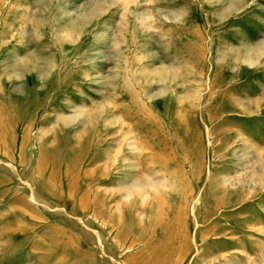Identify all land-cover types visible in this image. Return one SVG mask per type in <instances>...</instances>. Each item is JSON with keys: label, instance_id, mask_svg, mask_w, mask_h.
Masks as SVG:
<instances>
[{"label": "rangeland", "instance_id": "1", "mask_svg": "<svg viewBox=\"0 0 264 264\" xmlns=\"http://www.w3.org/2000/svg\"><path fill=\"white\" fill-rule=\"evenodd\" d=\"M0 264H264V0H0Z\"/></svg>", "mask_w": 264, "mask_h": 264}, {"label": "bare ground", "instance_id": "2", "mask_svg": "<svg viewBox=\"0 0 264 264\" xmlns=\"http://www.w3.org/2000/svg\"><path fill=\"white\" fill-rule=\"evenodd\" d=\"M151 148H155V146H152ZM158 150L162 152L161 148ZM143 157L144 155L140 153L139 154V164L140 165H142L141 159H143ZM145 167H142L141 170L144 171ZM101 205H102L101 209H103L107 205L106 199H102ZM121 209L123 210V207ZM186 216H187L186 209L185 207L182 206L177 212L173 213L172 217L168 219L166 223L163 224V233H164L163 238L164 239L166 238L165 240H167L166 241L167 243H165L164 245H161V243L154 244L152 237H150L147 241H142V242L135 240V238L128 240L127 238L119 239L118 236L116 237H118L119 239V240L117 239L119 241V244L123 246H126L128 244L131 245L134 242L141 243L142 250L146 251V253L149 252L147 253L148 258H150L149 256L152 255L151 252H153L154 248L164 250V251L167 248L183 251L189 248V238H188V233H187L186 225H185L187 220L184 219ZM109 222L110 221H107L106 223L109 224ZM161 222H163V220H161ZM166 228H173L175 230L171 231V233H167L168 231H166ZM185 231H186V234H185Z\"/></svg>", "mask_w": 264, "mask_h": 264}]
</instances>
